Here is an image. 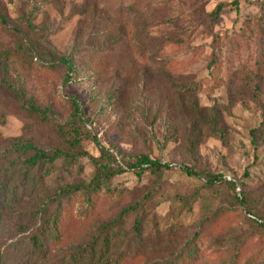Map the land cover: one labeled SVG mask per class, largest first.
I'll use <instances>...</instances> for the list:
<instances>
[{
	"label": "rangeland",
	"instance_id": "obj_1",
	"mask_svg": "<svg viewBox=\"0 0 264 264\" xmlns=\"http://www.w3.org/2000/svg\"><path fill=\"white\" fill-rule=\"evenodd\" d=\"M0 7L7 20L0 22V49H13L19 32H28L70 53L77 66L66 80L64 68L38 64L24 71L0 60L7 67L0 82L21 81L28 96L50 109L47 121L37 124L0 92V138L55 145L74 97L82 105L80 137L87 156L67 181H89L92 157L100 155L95 137L120 162L144 154L170 164L151 197L158 224L148 223L150 244L124 264L159 258L169 252L163 249L184 246L196 231L206 257L199 264H227L235 257L237 264H264V134L256 139L257 149L252 143L253 131L264 128V0H0ZM26 16L37 32L29 31ZM195 104L207 109L209 122L212 110L218 114V132L194 130ZM184 165L223 175L237 187H208L183 171ZM56 175L51 170L45 182ZM153 177L149 171L116 176L112 199L103 196L87 217L71 202L61 240L48 245L46 264H65L74 245L151 193ZM178 197H188L191 210L170 229L163 218ZM31 209L24 199L17 211L0 218V247L12 264H23L33 250ZM19 223L30 227L22 232Z\"/></svg>",
	"mask_w": 264,
	"mask_h": 264
},
{
	"label": "trees",
	"instance_id": "obj_2",
	"mask_svg": "<svg viewBox=\"0 0 264 264\" xmlns=\"http://www.w3.org/2000/svg\"><path fill=\"white\" fill-rule=\"evenodd\" d=\"M24 21L29 31L37 32V27L28 16L24 17ZM0 22L7 24L1 7ZM15 30L19 32L18 29ZM19 34L21 36L13 49H0L1 61L14 63L24 71H29L38 64L52 70L64 68L68 72L66 80L71 79V74L76 71L77 66L70 53L57 51L44 41V38L37 41L30 37L28 32ZM6 68V64L2 63L0 73L4 74L6 71L2 69L7 70ZM187 90L190 91V88ZM0 92L9 97L28 119L37 124L47 121L50 109L28 96L21 81L1 80ZM69 105L71 114L67 121L58 127L59 136L55 145L41 146L23 136L0 138V218L6 213L17 211L24 199L30 200L32 209L27 213L28 220L36 228L30 236L33 250L23 264H46L49 256L48 245L61 240L62 231L66 228L62 217L67 214V206L71 202H76L79 216L87 217L95 210L103 196H106L105 200L112 199L115 193L113 180L116 176L132 171L140 177L145 171H149L155 181L152 192L147 193L137 203L122 209L113 219L99 225L88 241L74 245L65 257V264H124L128 259L140 257L150 244L148 223L158 224L150 206L151 197L158 192L163 175L170 168V164L144 154L133 155L129 159L124 157L120 162L115 151L99 144L95 137L100 155L92 157L94 171L89 181H67L71 168L76 166L82 157L87 156L80 137V127L85 122L82 105L74 97L69 101ZM204 111L207 109H198L195 104L191 108L190 124L199 132L203 128L218 132L216 126L221 123L218 114L212 110L214 122H209L204 117ZM252 134V143L257 149L256 139L259 134H264V128H257ZM51 170H56L57 175L46 183L45 179ZM182 170L190 176H199L208 187H230L233 190L237 187L234 181L207 170H196L185 165ZM171 206L172 209L163 220L167 228L176 229L183 223L186 213L191 210V201L188 197H178L173 199ZM250 220L258 222L255 217ZM28 226L17 224L22 232L27 231L30 227ZM201 236L200 231H196L184 246L163 249L162 251L169 252L143 264H199L206 260L204 252L198 246ZM237 261L238 257H235L227 264H237ZM0 264H12L1 247Z\"/></svg>",
	"mask_w": 264,
	"mask_h": 264
},
{
	"label": "built area",
	"instance_id": "obj_3",
	"mask_svg": "<svg viewBox=\"0 0 264 264\" xmlns=\"http://www.w3.org/2000/svg\"><path fill=\"white\" fill-rule=\"evenodd\" d=\"M256 1V0H255ZM259 1H262V0H259Z\"/></svg>",
	"mask_w": 264,
	"mask_h": 264
}]
</instances>
